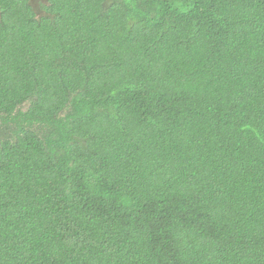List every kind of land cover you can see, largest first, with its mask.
<instances>
[{"label": "trees", "instance_id": "16d2710c", "mask_svg": "<svg viewBox=\"0 0 264 264\" xmlns=\"http://www.w3.org/2000/svg\"><path fill=\"white\" fill-rule=\"evenodd\" d=\"M0 0V264H264V0Z\"/></svg>", "mask_w": 264, "mask_h": 264}, {"label": "rangeland", "instance_id": "374dc122", "mask_svg": "<svg viewBox=\"0 0 264 264\" xmlns=\"http://www.w3.org/2000/svg\"><path fill=\"white\" fill-rule=\"evenodd\" d=\"M32 2L31 3H33V4H35L36 3V0H31Z\"/></svg>", "mask_w": 264, "mask_h": 264}]
</instances>
